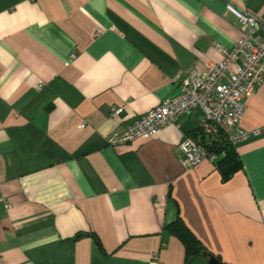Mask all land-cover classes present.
I'll return each instance as SVG.
<instances>
[{
  "label": "crops",
  "instance_id": "0c3cea01",
  "mask_svg": "<svg viewBox=\"0 0 264 264\" xmlns=\"http://www.w3.org/2000/svg\"><path fill=\"white\" fill-rule=\"evenodd\" d=\"M233 10L264 24V0H0V264H185L178 215L219 264H264V84L228 182L179 161L200 110L107 143L223 59Z\"/></svg>",
  "mask_w": 264,
  "mask_h": 264
},
{
  "label": "built area",
  "instance_id": "2783aa9c",
  "mask_svg": "<svg viewBox=\"0 0 264 264\" xmlns=\"http://www.w3.org/2000/svg\"><path fill=\"white\" fill-rule=\"evenodd\" d=\"M233 11L244 35L230 50L219 46L223 59L207 64L204 72L192 69L179 84L176 97L136 118L123 130L112 132L107 138L110 146L150 138L164 127L177 125L182 116L195 110L201 112L199 128L210 135L222 132L234 146L261 135L260 129H244L242 119L248 100L264 84V24L255 16ZM120 112L115 110L116 114ZM178 152L184 168L204 160L215 163L219 158L190 136L181 142ZM3 201L7 208L11 207L9 199Z\"/></svg>",
  "mask_w": 264,
  "mask_h": 264
},
{
  "label": "trees",
  "instance_id": "16d2710c",
  "mask_svg": "<svg viewBox=\"0 0 264 264\" xmlns=\"http://www.w3.org/2000/svg\"><path fill=\"white\" fill-rule=\"evenodd\" d=\"M188 136L202 145L208 153L216 154L219 157L215 165L221 174L223 182H228L236 173L242 170L243 165L236 150V146L231 144L222 132L207 135L201 128H198ZM165 230L178 238L184 245L186 251L185 264H191L196 257L209 253L191 232L180 215H178L176 221L168 225ZM91 236L101 247L99 239L95 235Z\"/></svg>",
  "mask_w": 264,
  "mask_h": 264
},
{
  "label": "water",
  "instance_id": "95a60500",
  "mask_svg": "<svg viewBox=\"0 0 264 264\" xmlns=\"http://www.w3.org/2000/svg\"><path fill=\"white\" fill-rule=\"evenodd\" d=\"M204 255L209 259L210 264H219V261L213 254L205 253Z\"/></svg>",
  "mask_w": 264,
  "mask_h": 264
},
{
  "label": "bare ground",
  "instance_id": "6f19581e",
  "mask_svg": "<svg viewBox=\"0 0 264 264\" xmlns=\"http://www.w3.org/2000/svg\"><path fill=\"white\" fill-rule=\"evenodd\" d=\"M206 133V132H205ZM207 134V133H206ZM207 135H209V134H207ZM205 256V255H204Z\"/></svg>",
  "mask_w": 264,
  "mask_h": 264
}]
</instances>
